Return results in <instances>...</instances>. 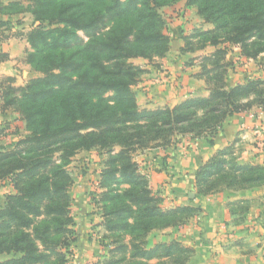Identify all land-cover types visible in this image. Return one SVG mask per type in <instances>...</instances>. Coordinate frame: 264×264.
<instances>
[{"label":"trees","instance_id":"obj_1","mask_svg":"<svg viewBox=\"0 0 264 264\" xmlns=\"http://www.w3.org/2000/svg\"><path fill=\"white\" fill-rule=\"evenodd\" d=\"M4 1L0 14L32 16L20 36L31 49L25 63L40 76L24 86L16 87L13 77L1 84V111L14 109L29 134L0 148V181L8 180L13 189L0 208V264H68L78 238L69 195L73 178L66 166L80 151L92 150L108 155L98 180V189L106 190L98 201L101 226L111 234L134 235L129 242L113 240L109 258L94 264H189L192 248L178 240L149 246L147 238L186 223L201 209L164 211L134 157L166 150L186 135L214 137L229 117L264 107V78L229 88L224 64L230 46L247 60L264 54V0ZM179 1L214 26L195 29L182 48L183 54L193 52L200 39L208 42L203 49L216 48L200 58L196 75L205 79L210 95L173 108L141 109L133 88L145 70L133 61L152 63L167 55L163 9ZM2 27L13 25L7 20ZM221 44L226 47L218 49ZM7 60L0 53V63ZM228 154L221 151L200 168L197 195L264 185V167L236 165ZM121 185L128 188L113 193V186Z\"/></svg>","mask_w":264,"mask_h":264},{"label":"crops","instance_id":"obj_2","mask_svg":"<svg viewBox=\"0 0 264 264\" xmlns=\"http://www.w3.org/2000/svg\"><path fill=\"white\" fill-rule=\"evenodd\" d=\"M182 4L185 7V2ZM14 19L15 16L0 14V22L9 20L14 24ZM187 20L182 15L168 24L170 50L164 58L152 63L134 61L145 70L133 88L141 109L173 108L191 98L209 97L205 79L196 76L201 67L195 61L189 62L198 52L182 53L184 36L188 35ZM4 33L5 27L0 28V36ZM17 44V40L2 41L0 53H7L10 60L0 63V77H16L20 56L14 48ZM256 75L240 68L231 70L227 86L232 88L259 78ZM224 150L230 152L228 161L236 165L264 167V107L253 106L229 117L214 137L186 135L166 150H147L137 155L136 162L148 176L152 191L162 198L164 211L185 206L201 209L182 225L153 232L151 246L178 240L194 250L189 264H264V185L238 190L222 188L209 195H197V172ZM11 192L10 186L0 185V202ZM91 218L87 214L77 219L79 244L80 235H85L92 224Z\"/></svg>","mask_w":264,"mask_h":264},{"label":"rangeland","instance_id":"obj_3","mask_svg":"<svg viewBox=\"0 0 264 264\" xmlns=\"http://www.w3.org/2000/svg\"><path fill=\"white\" fill-rule=\"evenodd\" d=\"M182 3L184 2L179 1L172 7L163 9V14L167 24H169L173 19L181 18L182 15H184L187 17V21L189 23V27L186 30L188 35H193L192 33L195 29L207 31L214 28L212 24H205L203 22V20L198 16L196 8L184 7ZM185 8L190 9V11ZM32 20L31 14H19L15 16L14 24L12 23L13 27L9 30L5 27V33L0 36V46L3 40H5L6 43L8 40L12 39L17 40L18 43L14 47L15 51L20 55L19 58H17L18 64L16 65V77H13L16 80V87L24 86L29 80H31V76L35 75V78L40 76L38 73L32 71L31 67L25 63L26 54L28 51H31V49L26 39L20 36V34H26L32 24ZM200 20L202 21L201 23ZM18 21L21 22L22 25H17ZM207 43V41L201 39L194 41L195 50L192 53H198L195 54L197 55L195 59L189 60L190 63L195 61L201 67L199 58L202 57V55H210L215 52L216 48L213 46H207L205 49L202 48ZM225 47V44H221L218 46V49H224ZM226 49L228 51L224 59V64L228 67V73L231 70L240 68L247 72H251L252 75L257 74L256 77L259 75V78H264V54L261 55L256 61L245 60V62L242 60L244 58L241 59L240 57V59H238L239 50L237 48L230 46ZM5 54L8 56L7 53ZM9 60L10 58L8 56L7 61ZM4 77L7 76L0 77V148L2 149H5V147H11L12 143L17 142L18 140L22 139V137L29 134V132L26 130L25 122L19 120V115L14 111V109L8 110L6 112L1 111L3 103L1 97L3 89L2 83ZM139 153L142 152L140 151L135 154V161ZM107 158L108 155L105 154V152H98L96 150L80 151L66 166V170L73 178V184L69 189V195L71 197V212L76 223L75 231L77 238V219L79 217L83 218L84 216H87V214L89 217H92V224L90 225V228L88 227L86 232H83L85 235H80L82 242L79 244L78 240L77 243L72 246L73 255L69 257L68 264H94L98 261H101L102 263L104 259L109 258L108 252L111 249L110 244L113 240L129 242L131 238L134 237V235L129 232L111 234L105 231L104 226H101L103 221V204L98 203V201L102 199L101 194L105 193L106 190L100 191L98 189V180L100 172L104 167V162ZM140 172L144 174V172ZM0 185H7L12 189V186L8 180L0 181ZM127 188L128 185H121L118 187L113 186V193L116 192L118 194H122ZM12 193L13 189L10 194ZM93 197H95V199ZM119 204L120 203H116V205ZM4 205L5 199L2 203L0 202V208ZM159 225L162 224L159 222ZM152 235L153 233L147 238L149 246L154 243L153 240H151V238H153ZM87 253H90L89 256Z\"/></svg>","mask_w":264,"mask_h":264}]
</instances>
